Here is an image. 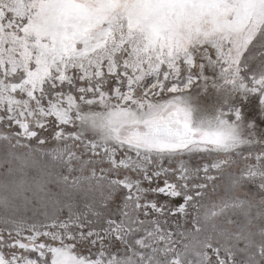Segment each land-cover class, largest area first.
<instances>
[{"label":"snow or ice","instance_id":"obj_1","mask_svg":"<svg viewBox=\"0 0 264 264\" xmlns=\"http://www.w3.org/2000/svg\"><path fill=\"white\" fill-rule=\"evenodd\" d=\"M0 264H264V0H0Z\"/></svg>","mask_w":264,"mask_h":264}]
</instances>
